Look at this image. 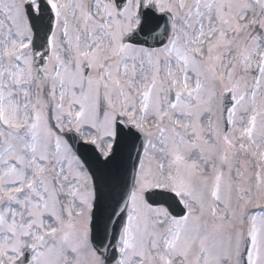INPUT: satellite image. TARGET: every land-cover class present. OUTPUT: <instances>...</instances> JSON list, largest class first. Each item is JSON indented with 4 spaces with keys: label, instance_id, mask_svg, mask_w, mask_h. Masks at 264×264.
Here are the masks:
<instances>
[{
    "label": "snow or ice",
    "instance_id": "obj_1",
    "mask_svg": "<svg viewBox=\"0 0 264 264\" xmlns=\"http://www.w3.org/2000/svg\"><path fill=\"white\" fill-rule=\"evenodd\" d=\"M0 264H264V0H0Z\"/></svg>",
    "mask_w": 264,
    "mask_h": 264
}]
</instances>
